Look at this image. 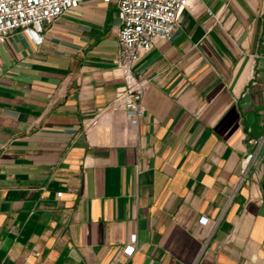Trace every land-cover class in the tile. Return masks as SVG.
Masks as SVG:
<instances>
[{"label":"crops","instance_id":"0c3cea01","mask_svg":"<svg viewBox=\"0 0 264 264\" xmlns=\"http://www.w3.org/2000/svg\"><path fill=\"white\" fill-rule=\"evenodd\" d=\"M118 2L0 43V264H264V0H191L137 127Z\"/></svg>","mask_w":264,"mask_h":264},{"label":"built area","instance_id":"2783aa9c","mask_svg":"<svg viewBox=\"0 0 264 264\" xmlns=\"http://www.w3.org/2000/svg\"><path fill=\"white\" fill-rule=\"evenodd\" d=\"M82 0H0V43L18 31L26 33L36 44L44 40L45 26L59 20ZM191 0H119V52L114 59L124 84L108 107L111 112L125 114L128 123L137 127L144 115L142 100L146 81L133 73L135 65L149 53L159 40L169 41L180 15ZM251 143L261 144L256 140ZM253 158L249 155L247 162ZM125 252L132 255L133 247Z\"/></svg>","mask_w":264,"mask_h":264},{"label":"rangeland","instance_id":"374dc122","mask_svg":"<svg viewBox=\"0 0 264 264\" xmlns=\"http://www.w3.org/2000/svg\"><path fill=\"white\" fill-rule=\"evenodd\" d=\"M184 12V11H183ZM182 12V13H183ZM181 16V15H180ZM180 19V18H179ZM179 23V22H178ZM53 24V23H52ZM177 27H178V24H177V26H176V29H177ZM176 31V30H175ZM26 34V33H25ZM27 35V34H26ZM28 36V35H27ZM29 37V36H28ZM145 56V55H144ZM143 56V57H144ZM142 57V58H143ZM141 58V59H142ZM140 62V61H139ZM138 62V63H139ZM137 63V64H138ZM137 64L135 65V67H134V69H133V73L135 74V76L138 78V80H140V81H146L147 83H146V87H145V92H144V97H143V100H142V105H143V108H144V98H145V95H146V92H147V89H148V86H149V84H150V82H149V80L147 79V78H145V77H143V76H139V75H137L136 73H135V68H136V66H137ZM123 84H124V80H123ZM123 86V85H122ZM121 86V87H122ZM120 88V87H119ZM119 88L117 89V91H116V94H117V92H118V90H119ZM115 98H116V96H115ZM115 98H114V100H115ZM114 100H113V102H114ZM113 102L111 103V104H113ZM110 104V105H111ZM107 111V110H106ZM108 113H113V114H116L115 112H111V111H108ZM119 113H122V112H119ZM124 114V113H123ZM144 114H145V112H144ZM100 113L99 114H97L96 115V117L92 120V122H91V124H90V127H93V126H96L98 123H99V120H100ZM144 116V115H143ZM143 118V117H142ZM141 118V119H142ZM141 121V120H140ZM127 122H128V120H127ZM129 124V123H128ZM129 126H131L130 124H129ZM132 127H134V126H132ZM251 141V140H250ZM257 142H259L258 140H256ZM252 144H254V143H252ZM255 145H257V144H255ZM207 218H203V220H206Z\"/></svg>","mask_w":264,"mask_h":264}]
</instances>
